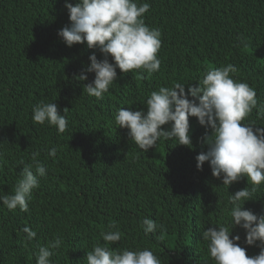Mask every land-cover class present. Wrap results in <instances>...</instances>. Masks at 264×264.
Here are the masks:
<instances>
[{"label":"trees","instance_id":"16d2710c","mask_svg":"<svg viewBox=\"0 0 264 264\" xmlns=\"http://www.w3.org/2000/svg\"><path fill=\"white\" fill-rule=\"evenodd\" d=\"M66 2L77 0H0V195L13 193L33 152L47 169L28 212L0 203V264H36L39 246L57 237L62 244L52 264H87L86 252L104 243L101 233L112 224L123 234L113 248L149 249L162 264H214L201 235L230 223L228 196L247 187L246 178L227 189L207 162L197 170L196 156L207 145L196 118H189L191 147L161 140L145 153L115 116L121 108L146 111L151 92L175 82L187 94L207 70L231 64L237 72L230 75L256 91L258 107L245 122L264 127L258 112L264 107V0H137L150 4L145 24L161 33L160 70L141 76L117 69L101 100L83 90L94 73L75 79L93 52L98 60L101 54L85 44L68 48L58 37L70 26ZM42 101L66 115V132L33 122L32 109ZM53 147L56 156L49 157ZM243 207L262 213L264 184ZM145 217L166 230L146 235ZM26 226L37 233L31 243ZM231 235L240 236L248 256L259 254L244 244L242 229Z\"/></svg>","mask_w":264,"mask_h":264},{"label":"clouds","instance_id":"9594fccd","mask_svg":"<svg viewBox=\"0 0 264 264\" xmlns=\"http://www.w3.org/2000/svg\"><path fill=\"white\" fill-rule=\"evenodd\" d=\"M64 7L70 26L62 28L58 37L68 48L85 44L102 56L98 60L93 52L87 67L75 77L78 81H85L87 73H94V80L83 86L88 96L103 99L117 80V69L122 74L136 71L141 76L160 70L161 33L157 28H149L143 18L150 9L149 3L77 0L74 5L66 2ZM236 72V67L231 64L209 69L195 87H188L187 94L185 84L179 82L170 88L160 87L147 98L146 111L121 108L115 116V123L119 128H126L129 139L146 153L161 140L175 139L177 145L191 147L189 118H196L205 128L202 139L207 145V151L196 156L197 170H202L207 162L212 177L220 179L227 189L243 178L247 180V187L228 196L230 223L203 231L201 239L207 244L208 256L214 264H264V209L257 215L243 207L245 202L252 201L253 194L264 184V127L245 122L257 109L258 100L253 87L230 75ZM258 112L264 115V107ZM32 120L35 124L55 127L60 134L68 128L66 115L58 111L54 102L36 104L32 109ZM56 153L57 149L53 147L47 154L55 157ZM39 156V152H33L32 163L24 164L13 193L0 195V203L7 210L29 211L31 194L39 187V179L47 175ZM141 226L146 235L166 230L163 224L158 225L147 217L142 219ZM236 227L244 231L245 245L259 249L258 255L248 256L246 249L238 243L240 236L231 235ZM115 228V224L110 225L108 231L101 233L104 243L98 242L86 252L87 264H162L149 249L111 247L123 235L119 230H112ZM22 231L28 243L37 235L27 226ZM61 244L62 239L57 237L39 246L36 264H52L51 257Z\"/></svg>","mask_w":264,"mask_h":264}]
</instances>
